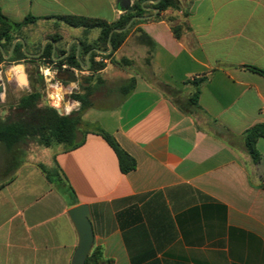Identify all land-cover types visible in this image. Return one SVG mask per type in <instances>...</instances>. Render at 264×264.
<instances>
[{"label": "crops", "instance_id": "0c3cea01", "mask_svg": "<svg viewBox=\"0 0 264 264\" xmlns=\"http://www.w3.org/2000/svg\"><path fill=\"white\" fill-rule=\"evenodd\" d=\"M181 1L188 18L183 10H166L159 19L153 12L103 70L93 74L86 68L91 51L81 69L75 68L104 86L119 88L136 79L126 100L111 88L113 96L83 115L85 123L115 137L135 158L136 170L123 174L115 152L96 134L71 152L39 147L36 154L15 156L14 164L0 167V264H73L79 235L69 211L82 205L89 208L93 248L113 264H264V138L257 143V163L243 142L246 130L264 123V76L247 68L264 71V0ZM0 5L11 21L38 18L22 29L31 38H17L30 55L41 56L35 51L39 43L42 50L52 45L58 61L71 49L79 56L81 45L93 44L101 33L58 17L112 24L124 13L117 0H0ZM183 22L187 26L177 38L173 25ZM139 31L156 44L150 64ZM121 59L131 64L119 65ZM196 75L207 76L201 117L185 115L162 89L186 98L187 82ZM66 76L65 85L78 82ZM39 165L53 168L52 181Z\"/></svg>", "mask_w": 264, "mask_h": 264}, {"label": "trees", "instance_id": "16d2710c", "mask_svg": "<svg viewBox=\"0 0 264 264\" xmlns=\"http://www.w3.org/2000/svg\"><path fill=\"white\" fill-rule=\"evenodd\" d=\"M157 0H135L133 2L130 11L124 12L121 17L114 23L108 24L104 21L75 17L64 16L58 17L67 25L74 28H83L86 31L92 29H100L101 33L96 42L90 45H81L80 55L77 56L76 52L71 49L69 54L58 63H66L72 68L81 69V61L84 60V55H89V71L96 74L105 68V63L97 62L95 58L102 56L105 59H112L114 53L122 46L127 36L131 33L132 29L142 23V20H135L130 28L124 32H117L115 30L124 29L127 24L134 17L146 18L153 15L157 10L155 19H159L160 13L169 9L183 10L184 19L190 15L188 8L183 6L181 0H161L157 4ZM38 18L31 15L27 16L22 22H15L9 20L3 15L0 5V44L3 49H0V64L5 61L4 56L8 55L4 46L5 41L12 46L13 40L17 37H13V33L21 31L24 27L35 23ZM187 26L186 22L182 24L173 25V32L177 38L182 35L183 27ZM110 39V44H109ZM138 41L142 45L147 47L146 63L150 64L153 58L156 44L155 42L143 31H139ZM109 45L112 48L110 53ZM103 52L104 54L99 53ZM26 52L28 50L26 49ZM39 57L40 61H45L47 64H52L57 56H52V45L47 44L44 49L40 46L38 53H41ZM66 50H63L61 54L65 55ZM21 59H28L23 50V44L18 42L13 50V53L8 61H18ZM33 59V58H32ZM116 63V61H111ZM120 64H131V61L127 59H121L117 62ZM249 70L264 76V71L256 67H247ZM93 81L95 85H93ZM207 81L206 75H196L187 85L190 87V93L186 98H178L175 96L173 102L177 107L188 116L201 117L205 113L199 105V97L201 93L202 85ZM41 89V91L32 90L30 93L22 96L18 102L10 107V114L6 117H0V146H2L7 152H14L16 148L21 145H28L34 143L42 148H57L62 147L64 152H71L81 147L86 140L88 134H96L101 136L107 144L115 152L120 171L123 174H129L136 170L137 162L135 158L129 155L117 142L115 137L95 124L85 123L83 121V115L87 110L93 107L92 96L96 89L97 84H102V81L96 80L94 75L86 76L83 79V83L80 87V91L72 93L69 98L73 101H79L81 107L79 111H73L70 115H59L57 110L53 109L45 102L43 103V90L45 88L43 77L36 79L35 82ZM32 87L34 88V85ZM136 79L131 78L125 81L121 87L113 89V94H117L121 101L126 100L135 90ZM166 96L172 97L171 94L175 93L169 87L162 86ZM83 93V94H81ZM1 113V111H0ZM227 133L226 130H224ZM264 138V123L257 124L243 134V142L245 149L253 162L257 163L261 160V155L257 149V143L260 139ZM54 164L56 161L54 159ZM39 168L45 173L47 179L52 181L53 170L47 169L44 165H39ZM264 188V182L262 184ZM2 188V186H0ZM86 264H113L110 259H105L102 249L93 248L89 254Z\"/></svg>", "mask_w": 264, "mask_h": 264}, {"label": "rangeland", "instance_id": "374dc122", "mask_svg": "<svg viewBox=\"0 0 264 264\" xmlns=\"http://www.w3.org/2000/svg\"><path fill=\"white\" fill-rule=\"evenodd\" d=\"M35 32L37 34V37L41 38V35H42L41 29H38L36 27ZM17 36L23 37L25 39V41H26L27 39H29V38H31L33 36V33L32 32H27L25 30H21L19 32L13 33V37H17ZM15 40H13V43H14ZM13 43H12V45H13ZM20 43H22V42H20ZM0 46H1V44H0ZM4 46L6 48V52L10 53V51L12 49V46L10 47V44L8 42H6V41L4 43ZM1 48H2V46H1ZM39 48H40V43H39V45L37 46V48L35 50L36 53H38ZM26 49H27V47L25 48V52H26ZM7 56L8 55L4 56V60L5 61H3L0 64V85L3 86V93H6V99L4 101L0 102V111L2 113V112H4L6 110L7 111V115H9L10 114V107H13V105H15L22 96L30 93L32 90L41 91L40 87L34 82H35L36 79H39L42 76L40 71H39V73L37 72V68L42 64V61H40L38 59H30V60L21 59V60H18V61H8L9 59L7 58ZM140 62H141V59L137 58L136 64L139 65ZM17 64H22L23 65L24 73H26V77H27L28 86L26 88H23V89L18 87L17 79L14 76H10L9 75L10 68L13 65H17ZM84 77H86V75L79 74L78 77L75 79V80L78 81L77 83H78L79 87L73 93H76V92L80 91V87H81V85L83 83ZM20 80H21V82H23L24 79H21V77H20ZM33 83L36 84V85H34V88L32 87ZM44 84H45V81H44ZM93 85H95V84H93ZM97 86H98V89H96L94 95L92 96V101H93L94 104L100 103V101L104 100V98L106 96L107 97L108 96H113V95H111L112 93H110L108 90L111 89V88L112 89L116 88V86H113V85L112 86H108V85L104 86L103 84H97ZM42 94H43V103L44 102L46 103L45 98H44V96H45L44 95V90H43ZM171 96H172V98H175V96L177 97V95H175V93H172ZM181 100H183V98ZM64 101L65 102H72L73 100L70 99L69 96H66ZM23 151H28V153L36 154L38 151H40V148H39V146H37L34 143H30V144L24 145V146L21 145L18 148H16L14 150V152H12V153H8V152H6L4 150V148H0V167L8 166L11 163L14 164L15 163L14 162L15 161V156H19ZM32 158L36 159L37 157H36V155H32ZM47 169L53 170V168H47ZM53 172H54V170H53Z\"/></svg>", "mask_w": 264, "mask_h": 264}, {"label": "water", "instance_id": "95a60500", "mask_svg": "<svg viewBox=\"0 0 264 264\" xmlns=\"http://www.w3.org/2000/svg\"><path fill=\"white\" fill-rule=\"evenodd\" d=\"M159 1H161V0H157V1L152 2V3L157 4ZM117 3L124 12L130 11L132 8V1L131 0H117ZM155 12H157V10H155ZM142 19H145V18L134 17L131 19V21L127 24V26L124 29L115 30V31L124 32L130 28V26L132 25V23L135 20H142ZM17 42H22L23 50L25 51V43H24L23 39L17 38L12 45V49H11L10 53L7 56L8 59H10L12 52H13V49L15 48ZM109 44H110V39H109ZM0 49H2L1 46H0ZM111 51H112V48L109 45V51L107 53H110ZM99 53H103V52H99ZM25 54L29 57H34L36 59H38L40 57V54L39 55H30L27 52H25ZM77 54H79V51ZM90 54H91V52L89 53V55ZM86 68L88 69L89 67H86ZM37 72L39 73V67L37 68ZM67 76L66 77H65V75L59 76V78L62 80H67L68 79ZM0 93H3V86L2 85H0ZM60 111H63V108H61ZM69 216H70V218H71V220H72V222H73V224H74V226L78 232V235H79V246H78L77 251L75 253L73 264H86V260L89 256V254L91 253V251L93 249V244H94V233H93L92 223H91V219H90L89 208H88V206H85V205L76 207V208L72 209L71 211H69Z\"/></svg>", "mask_w": 264, "mask_h": 264}, {"label": "clouds", "instance_id": "9594fccd", "mask_svg": "<svg viewBox=\"0 0 264 264\" xmlns=\"http://www.w3.org/2000/svg\"><path fill=\"white\" fill-rule=\"evenodd\" d=\"M41 71L45 77H52L55 75V73L52 71L50 67H43ZM9 75L14 76L17 79L18 87L23 89L28 86L26 73H24V67L22 64L13 65L9 70ZM21 75L24 76L23 82H21L20 80ZM93 84H95V81H93ZM78 87H79L78 83L76 82H73L70 85L71 89H78ZM64 95H65L64 90L61 88H56L54 94L50 93L51 96L50 107L57 110L58 114L62 116L70 115L74 110H78L81 107L79 101L65 102ZM5 99H6V93H0V101H4ZM61 108H63V111H60ZM6 116H7L6 110L0 113V117H6Z\"/></svg>", "mask_w": 264, "mask_h": 264}, {"label": "built area", "instance_id": "2783aa9c", "mask_svg": "<svg viewBox=\"0 0 264 264\" xmlns=\"http://www.w3.org/2000/svg\"><path fill=\"white\" fill-rule=\"evenodd\" d=\"M97 62L107 63V60L103 58L102 56H98L96 58ZM59 61H55L52 64H47L45 61H42V64L39 66V71L45 81V89H44V98L46 101V104L50 106V93L54 94L56 88H61L64 90V100L66 96L71 95L76 89H71L70 86L65 85L67 82L66 80H62L59 78V76H64L66 74H70V76H73L74 79L78 77L81 72L75 68L70 67L68 64L58 63ZM43 67H50L52 71L55 73L52 77H45L41 71ZM72 83H70L71 85Z\"/></svg>", "mask_w": 264, "mask_h": 264}, {"label": "flooded vegetation", "instance_id": "af4514ba", "mask_svg": "<svg viewBox=\"0 0 264 264\" xmlns=\"http://www.w3.org/2000/svg\"><path fill=\"white\" fill-rule=\"evenodd\" d=\"M38 60H39V58H38Z\"/></svg>", "mask_w": 264, "mask_h": 264}]
</instances>
